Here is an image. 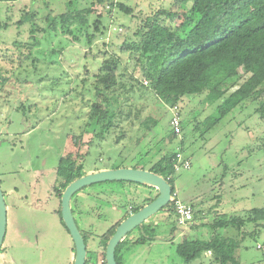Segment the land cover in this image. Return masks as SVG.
Returning a JSON list of instances; mask_svg holds the SVG:
<instances>
[{
  "label": "rangeland",
  "instance_id": "1",
  "mask_svg": "<svg viewBox=\"0 0 264 264\" xmlns=\"http://www.w3.org/2000/svg\"><path fill=\"white\" fill-rule=\"evenodd\" d=\"M114 1L132 12L111 8L109 0L0 1V180L8 210L0 264H73L75 244L56 213L61 203L54 191L60 187L57 172L65 157L77 159L87 173L104 169L106 163L111 168L148 169L184 140L182 155L191 166L178 170L172 185L180 199L194 205V219L180 227L174 215L160 210L144 224L157 239L131 245L141 234L135 229L126 239L129 246L122 252V264H219L210 251L188 263L177 245L188 233L209 239L216 217L228 221L264 207V118L254 112L257 103L238 107L210 125L216 104L203 107L204 95L186 96L176 104L181 133L171 139L172 106L148 88L136 61L138 53L122 46L138 44L141 36L136 32L145 29L148 18L180 8V3ZM89 6L91 13L76 10ZM26 9L42 16L35 21L34 33L31 22L18 23ZM49 12L53 16L45 17ZM61 13L64 18L55 20ZM99 14L101 31H95ZM120 26L123 31H118ZM106 58L118 59L119 68L114 125L101 138L95 135L100 128L91 124L90 110L92 102L104 99L94 93L93 75ZM85 76L90 78L86 82ZM125 96L131 98L126 101ZM148 192L136 183L116 181L87 186L73 196L91 264L100 263L102 236L131 214L133 205L143 204ZM218 232L240 240L235 252L240 264H264V220Z\"/></svg>",
  "mask_w": 264,
  "mask_h": 264
},
{
  "label": "trees",
  "instance_id": "2",
  "mask_svg": "<svg viewBox=\"0 0 264 264\" xmlns=\"http://www.w3.org/2000/svg\"><path fill=\"white\" fill-rule=\"evenodd\" d=\"M0 1L14 2L17 0ZM95 1L103 3L106 0ZM73 2L74 0H70V4ZM109 2H111V8L117 7L127 14L132 12L131 8L123 2L114 0H109ZM176 2L180 3V8L159 11L147 19L145 29L136 32L138 36H141L138 44L122 46L124 51L132 49L138 53L136 61L141 66L145 81L149 84L148 88L171 106L178 104L186 96L197 98L204 95L205 97L200 101L203 107L207 103L216 104V115L210 125H215L234 109L249 103H257L254 112L264 118V0H176ZM92 3L95 4L94 1ZM92 9L93 7L89 6L76 10L91 13ZM38 16L42 17L26 9L18 23L23 25L31 22V32L34 33L37 31L35 21ZM52 16L49 12L45 17ZM64 16L65 14L61 13L54 18L55 20L63 19ZM100 17L101 14L93 23L95 31H101ZM60 21L67 28L66 31L71 32L64 20ZM121 27L118 31H123ZM94 37L95 32L88 36L90 45ZM90 51L91 48L86 51L85 55L87 56ZM118 68V59L106 58L102 60L99 71L93 75L94 93L104 96V99L90 103V122L94 121L91 124L99 126L100 131L95 135L101 138H104V132L114 125L116 110L113 107V99L118 83ZM89 79L85 76L83 81L86 82ZM141 85L145 87L146 84ZM107 92L113 97L108 96ZM130 98V96H125L124 99L128 101ZM175 135L177 134L172 130L171 139ZM183 143L182 139L178 148L167 149L157 161L150 165L148 170L165 177L172 185L177 174L176 156L178 152L184 151ZM59 164L57 175L60 187L55 188L54 191L61 198L66 186L87 172L75 158H61ZM135 168L142 167L136 166ZM136 184L148 188L149 192L143 204L131 207L132 212L138 211L159 194L156 188ZM172 188L174 193L176 189L173 185ZM192 206L194 208V205ZM161 210L168 211L177 220L173 203ZM58 213L62 217L61 210ZM129 215L130 213H127L102 236L105 247L115 233L116 227ZM262 220H264V207L253 208L245 216L233 217L228 221L216 217L215 221L210 224L214 234L209 239L191 237L190 233L185 234L177 245V252L188 263L202 253L210 251L219 264H240L235 253L240 246V240L237 237L225 236L218 230L229 227L241 230L249 222L258 225ZM144 224L145 222L142 225L143 232L137 239L130 242L131 245L145 244L154 239V230L151 229L152 232L148 233ZM136 229L140 230L141 227ZM129 234L116 248V259L119 264H122L124 248L129 246V241L126 240ZM83 235L87 243L86 235ZM103 257L105 258L104 252ZM90 259L92 258H89L87 253L86 264H91Z\"/></svg>",
  "mask_w": 264,
  "mask_h": 264
},
{
  "label": "water",
  "instance_id": "3",
  "mask_svg": "<svg viewBox=\"0 0 264 264\" xmlns=\"http://www.w3.org/2000/svg\"><path fill=\"white\" fill-rule=\"evenodd\" d=\"M107 181L139 183L156 188L159 194L154 200L144 205L138 211L132 212L116 227L115 233L110 237L106 245V264H119L116 259V248L122 239L137 227L142 228L144 222L171 203L172 185L165 177L148 169L133 167L111 168L110 164L106 163L104 169L86 173L76 178L66 186L61 197L62 218L75 244L76 254L73 264H86L88 252L84 235L74 215L72 198L78 191L87 186ZM7 223V201L0 180V250L5 240Z\"/></svg>",
  "mask_w": 264,
  "mask_h": 264
},
{
  "label": "built area",
  "instance_id": "4",
  "mask_svg": "<svg viewBox=\"0 0 264 264\" xmlns=\"http://www.w3.org/2000/svg\"><path fill=\"white\" fill-rule=\"evenodd\" d=\"M173 112L171 116V126L176 134L181 133L182 120L181 114L177 111V105L172 106ZM191 166V162L182 155V152H178L176 156L175 169H188ZM171 203H173L175 213L177 214V222L180 227H184L191 223L194 219V208L189 203L184 202L178 197L177 191L172 192ZM101 264H106L105 258L102 256L100 259Z\"/></svg>",
  "mask_w": 264,
  "mask_h": 264
},
{
  "label": "crops",
  "instance_id": "5",
  "mask_svg": "<svg viewBox=\"0 0 264 264\" xmlns=\"http://www.w3.org/2000/svg\"><path fill=\"white\" fill-rule=\"evenodd\" d=\"M1 183H2V181H1ZM11 186V185H10ZM10 186H9V188H10ZM11 190H14V191H19V189H18V187H17V185H15V186H11ZM94 194L93 193H89V196H93ZM85 196V195H84ZM96 196H98V195H96ZM100 196H102V194L100 195ZM103 197V196H102ZM59 198V197H58ZM59 200H60V203H61V198H59ZM59 210H61V209H59ZM59 210H57V214L59 215V213H58V211ZM132 213V212H131ZM81 217V220H83L84 222H85V219H83L84 217L83 216H80ZM75 218H76V221H77V217H76V215H75ZM77 223H78V221H77ZM64 225H65V223H64ZM79 225V224H78ZM140 231L141 232H143V228H141L140 229ZM189 234V233H188ZM90 235V234H89ZM92 235V234H91ZM90 235V236H91ZM153 238L154 239H157V236H153ZM103 248H104V250H103ZM105 249H106V247L104 246V241L103 240H101L100 242H98V252H99V256H98V258H99V260L101 259V257L103 256V252L105 253ZM75 251V254H76V250H74ZM74 260H75V257H74ZM73 263H74V261H73Z\"/></svg>",
  "mask_w": 264,
  "mask_h": 264
}]
</instances>
